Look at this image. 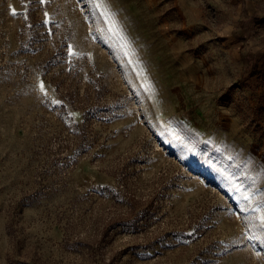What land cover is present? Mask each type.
I'll use <instances>...</instances> for the list:
<instances>
[{
    "label": "rangeland",
    "instance_id": "374dc122",
    "mask_svg": "<svg viewBox=\"0 0 264 264\" xmlns=\"http://www.w3.org/2000/svg\"><path fill=\"white\" fill-rule=\"evenodd\" d=\"M0 264H264V0H0Z\"/></svg>",
    "mask_w": 264,
    "mask_h": 264
},
{
    "label": "trees",
    "instance_id": "16d2710c",
    "mask_svg": "<svg viewBox=\"0 0 264 264\" xmlns=\"http://www.w3.org/2000/svg\"><path fill=\"white\" fill-rule=\"evenodd\" d=\"M256 66L254 65V67L252 68V72L249 74V76L248 77H246V78H253V77H255L256 76V68H255Z\"/></svg>",
    "mask_w": 264,
    "mask_h": 264
},
{
    "label": "snow or ice",
    "instance_id": "6c2138e0",
    "mask_svg": "<svg viewBox=\"0 0 264 264\" xmlns=\"http://www.w3.org/2000/svg\"><path fill=\"white\" fill-rule=\"evenodd\" d=\"M15 14V12H13ZM69 52H71V49H69ZM41 90L43 91V86L41 85Z\"/></svg>",
    "mask_w": 264,
    "mask_h": 264
}]
</instances>
